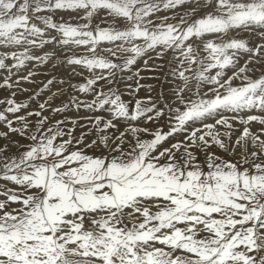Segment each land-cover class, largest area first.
Instances as JSON below:
<instances>
[{
  "label": "snow or ice",
  "instance_id": "obj_1",
  "mask_svg": "<svg viewBox=\"0 0 264 264\" xmlns=\"http://www.w3.org/2000/svg\"><path fill=\"white\" fill-rule=\"evenodd\" d=\"M0 264H264V0H0Z\"/></svg>",
  "mask_w": 264,
  "mask_h": 264
},
{
  "label": "bare ground",
  "instance_id": "obj_2",
  "mask_svg": "<svg viewBox=\"0 0 264 264\" xmlns=\"http://www.w3.org/2000/svg\"><path fill=\"white\" fill-rule=\"evenodd\" d=\"M145 75H151V73H144Z\"/></svg>",
  "mask_w": 264,
  "mask_h": 264
}]
</instances>
